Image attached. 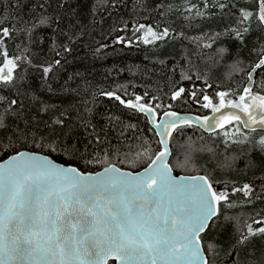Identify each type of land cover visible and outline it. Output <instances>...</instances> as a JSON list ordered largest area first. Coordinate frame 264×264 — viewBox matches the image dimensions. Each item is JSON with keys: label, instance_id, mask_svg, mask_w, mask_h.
<instances>
[{"label": "snow or ice", "instance_id": "obj_1", "mask_svg": "<svg viewBox=\"0 0 264 264\" xmlns=\"http://www.w3.org/2000/svg\"><path fill=\"white\" fill-rule=\"evenodd\" d=\"M128 8V0H0V264H256L257 241L264 252V209L243 226L225 211L240 206L237 193L245 205L264 202V42L248 43L254 31L264 38V0H134L130 14L156 13L155 27L130 25ZM97 29L110 43L96 41L93 55L117 45L167 49L145 56L143 69H120L156 92L96 91L81 73L61 75ZM207 59L231 71L214 80L201 70ZM157 93L168 99L162 116ZM98 96L120 112L101 111ZM62 97L70 99L54 101ZM173 102L211 115H180ZM188 130L214 141L223 130V159L197 148ZM249 173L242 185L232 179Z\"/></svg>", "mask_w": 264, "mask_h": 264}, {"label": "trees", "instance_id": "obj_2", "mask_svg": "<svg viewBox=\"0 0 264 264\" xmlns=\"http://www.w3.org/2000/svg\"><path fill=\"white\" fill-rule=\"evenodd\" d=\"M134 0H128L129 8L124 13V19L127 20L130 25H135L138 23H144L146 25H151L152 27H155L156 24L159 22L160 17L156 15V13H149V12H141L138 15L130 14L131 13V6L133 4ZM169 2L175 4V5H182L184 3V0H169ZM193 3H198L199 0H192ZM179 14L174 15L171 19L176 20V24L173 25L174 27L179 26L182 21L179 20L178 17ZM115 18V17H114ZM214 27L219 28L221 25L219 23H213ZM255 28V25H254ZM107 30V26H105V31ZM199 29H194L193 33L195 34L198 32ZM94 40L89 41V43L92 45L91 48H84L80 54L79 58L74 60L72 63L65 65V68L62 70L61 75L62 76H68L72 75L73 73H81L83 74L87 80L92 82L93 88L96 91H99V89L103 88L105 90H115L119 89L120 94L124 93L125 88L127 89L128 94H132L133 92L137 94H142L145 90H148L150 92H156L155 85L150 81H145L140 75L132 76L127 71L120 72V69L136 66L139 65L141 69L144 68L146 64H148V61L145 60V56L152 57L156 54L158 51L166 52L167 49H154L151 48V46H148L147 48L141 44L139 46H133L131 49H126L123 46L117 45L115 46V50H113L112 47H109L108 49L103 50L101 54L93 55V51L96 47L99 45L96 43V41L103 42H109L110 38L101 35L100 30L97 29V31L94 33ZM253 37L256 38L255 45L253 43V39H249V48H252L254 46H258L259 43L264 42V38L257 37V33L253 32ZM8 51L10 56L15 55L17 53V50L15 49L12 42H8ZM244 55L246 58L249 57L248 49H245ZM252 59H255V56H251ZM0 65H2V58H0ZM201 70L207 71L210 73L211 78L214 80L222 81L224 79V74L231 71V69L227 66L225 62H221L219 65L216 63L215 59H207L206 61L201 62ZM20 70L17 69V72ZM79 79V78H78ZM236 80L243 82V78L241 76H236ZM200 82H197V87H199ZM146 85H151L149 87H145ZM123 86V87H121ZM164 85L161 84V87ZM209 93L212 92L211 89L208 90ZM160 95L163 99V105L161 109L167 110L166 105L168 103V99L166 96L163 95V93H157ZM70 98L68 97H62L60 99L54 98V101L59 103L61 100H68ZM97 102L100 105V110L104 111L106 109H111L113 112L119 113L120 110L114 107V104L112 101H109L106 97L98 96ZM174 104V110L180 113H194L198 115H204L208 112L206 109L199 108L195 104H187L182 105L180 107H177ZM161 112V110H158ZM125 120L127 122H131L133 124L137 123L139 121L140 127L144 126V118L143 116H138L137 114L127 112L124 116ZM233 129V125L226 128ZM232 130V131H233ZM221 136L217 137V139L214 141L213 136H216V134H212V136H209V134H205L202 131L193 132L192 130H188V135L193 136V139L196 140V147L199 148L201 146H205V149L207 147H211L213 149H217L216 153V159L222 160L223 157L219 155V152L222 150L223 146L219 143V141L223 138L222 133ZM231 133V132H230ZM147 135L151 136V132H148ZM256 138H259V131L257 134H254ZM203 136L204 139L201 140L199 137ZM219 145V147H218ZM185 149L177 148L174 149L175 151H184ZM236 149H232L231 151H235ZM201 161L209 159V154H205L202 157H200ZM120 167H123V165H118ZM139 170H142L139 169ZM177 175L179 174H193L191 172H176ZM251 173H249V176H244L243 174H233L232 179L235 181H238L239 184L242 185L243 182H245L247 179L251 178ZM223 179V177H220ZM216 187L220 190H223L222 184H217ZM233 200L237 201V203L240 205L238 207H235L233 209H226L225 211L227 214L239 217V223L241 226L244 225L245 220L248 221V223H251L250 217H256V213L259 212L261 209H264V202L257 201L253 205H245L243 203V196L240 193H237L235 196L232 197ZM255 226V225H254ZM229 230L231 229V225L228 226ZM255 253L254 256L251 257L252 260L256 262V264H259L261 259H264V252H262V245L260 241H257L254 248L252 249Z\"/></svg>", "mask_w": 264, "mask_h": 264}, {"label": "water", "instance_id": "obj_3", "mask_svg": "<svg viewBox=\"0 0 264 264\" xmlns=\"http://www.w3.org/2000/svg\"><path fill=\"white\" fill-rule=\"evenodd\" d=\"M180 115H188V116H195V115H198V114H194V113H180V112H178ZM162 114L163 113H161L160 114V116H162ZM207 115H211V112L209 113V114H207ZM242 115V114H241ZM201 116H203V115H201ZM227 126V125H226ZM225 126V127H226ZM219 131V130H218ZM259 131V130H258ZM205 134H208V133H205ZM0 162H2V161H0ZM176 174V173H175ZM179 175H183V174H179Z\"/></svg>", "mask_w": 264, "mask_h": 264}, {"label": "rangeland", "instance_id": "obj_4", "mask_svg": "<svg viewBox=\"0 0 264 264\" xmlns=\"http://www.w3.org/2000/svg\"><path fill=\"white\" fill-rule=\"evenodd\" d=\"M6 71H7V69H5V72H6ZM216 102H218V101H216ZM160 110H161V112L159 111V113H163L164 109H160ZM208 111H210V110H208ZM206 115H207V114H206ZM232 130H233V129H228L229 133L232 132ZM221 131H223V130H221Z\"/></svg>", "mask_w": 264, "mask_h": 264}]
</instances>
